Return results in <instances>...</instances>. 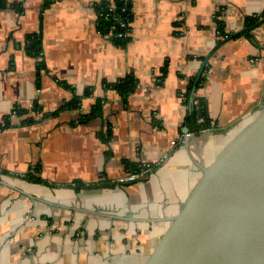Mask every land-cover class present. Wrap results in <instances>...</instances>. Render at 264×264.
<instances>
[{"label":"crops","instance_id":"obj_1","mask_svg":"<svg viewBox=\"0 0 264 264\" xmlns=\"http://www.w3.org/2000/svg\"><path fill=\"white\" fill-rule=\"evenodd\" d=\"M105 1L113 8L114 0H0V122L11 115L12 124L0 130V181L69 208L171 217L201 177L197 164L207 167L264 105V22L246 25L264 0H128L125 42L113 23L99 25ZM216 19L235 37L219 44ZM36 35L42 51L33 57L25 44ZM126 78L131 93L104 85ZM74 96L78 106L67 107ZM126 162L156 167L119 184ZM9 185L0 184V264H144L169 226L87 218Z\"/></svg>","mask_w":264,"mask_h":264},{"label":"water","instance_id":"obj_2","mask_svg":"<svg viewBox=\"0 0 264 264\" xmlns=\"http://www.w3.org/2000/svg\"><path fill=\"white\" fill-rule=\"evenodd\" d=\"M197 166L201 177L179 211L163 219H129L69 208L0 184L60 211L87 212V218L169 222L144 264H264V105L207 167Z\"/></svg>","mask_w":264,"mask_h":264},{"label":"trees","instance_id":"obj_3","mask_svg":"<svg viewBox=\"0 0 264 264\" xmlns=\"http://www.w3.org/2000/svg\"><path fill=\"white\" fill-rule=\"evenodd\" d=\"M113 8L109 7V3L107 1L102 2L100 5L97 6V13L99 15L98 21H99V25L100 27L103 26V24H111L113 23L116 26V18L118 19H122L124 21H128V23L130 22L131 19V15H130V8H129V2L128 0H114L113 1ZM4 5L1 4L0 2V7H3ZM17 10H20L19 8H17V6H14ZM124 10V11H123ZM216 24L218 26V31L220 33V35H222L223 40L219 41L218 43L221 44L223 41L229 40L235 36H231V35H227L225 36L224 34V28H223V24L221 23V21H219L218 19L215 20ZM264 22V11L258 15V16H251L248 17L246 19V25L247 28L250 27H255L258 24ZM129 29V27H128ZM117 33L118 32H124V30L122 29H118L116 28ZM125 42L126 40H119V42ZM26 51L28 54H30L33 57H38L41 53V37L40 35H36V36H30L27 38L26 40ZM205 71V69L203 70V72ZM201 79L198 78V81H196L195 79L191 80V86L189 87V95L192 93L194 87H196L198 85V83H200ZM106 88H113V89H117L119 91H121L122 93H131L133 91L134 88V83L133 80H130L129 78L123 79L118 83H114V84H104ZM88 94L90 92H87ZM67 107H77L78 106V97L74 96L73 100L68 103L66 105ZM38 108L37 104H34L33 110H36ZM12 114L14 115H25L28 114L27 110L24 109H14V111L12 112ZM101 115V100H97L95 102L94 105V110L91 114L92 117L95 116H100ZM11 115L5 116L2 121L0 122V130H4L6 128L11 127V121H10ZM30 119L26 118L25 120H23L22 124H26L29 122ZM100 137L108 142L109 140V133L104 132L103 134L100 135ZM142 166V164H136V165H132L129 164L128 162H126V168L128 170V172H138L140 167ZM156 167V166H155ZM154 167V168H155ZM153 168V169H154ZM130 183V182H127ZM120 184V183H119ZM125 184V183H122Z\"/></svg>","mask_w":264,"mask_h":264},{"label":"built area","instance_id":"obj_4","mask_svg":"<svg viewBox=\"0 0 264 264\" xmlns=\"http://www.w3.org/2000/svg\"><path fill=\"white\" fill-rule=\"evenodd\" d=\"M124 11V10H123ZM116 20V28L124 30V32H118L116 33V39H125L129 34V23L128 21H124L122 19H114ZM156 166V164H142L138 172H128L127 175H125L123 178L119 179V183H127V182H137L144 178H146L150 171L153 170V168Z\"/></svg>","mask_w":264,"mask_h":264}]
</instances>
